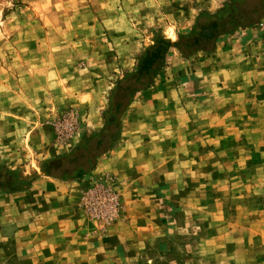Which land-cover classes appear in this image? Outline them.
<instances>
[{
  "label": "rangeland",
  "instance_id": "obj_1",
  "mask_svg": "<svg viewBox=\"0 0 264 264\" xmlns=\"http://www.w3.org/2000/svg\"><path fill=\"white\" fill-rule=\"evenodd\" d=\"M195 3L0 0V164L17 170L28 185L33 178L28 166L34 169L38 160L40 168L49 159H40L33 136L46 130L53 134L51 146L69 153L83 135L103 128L104 111L110 108L120 114L109 128L119 130L114 145L123 131L147 133L145 126L138 130L139 120L152 121L160 111L174 122L190 118V74L203 68L202 54L185 59L171 49L154 83L136 91L127 105L128 94L118 93L116 84L136 67L156 31L175 40L179 30L191 26ZM259 22L255 26L264 34ZM92 117L100 121L98 130L89 125ZM228 127L233 129L223 140H180V127L166 135L176 136L173 140L131 143L139 144L141 158L153 156L155 165L165 155L167 171L156 178L171 182L163 194L174 214L164 223L165 245L148 253L144 264H264V124L240 125L238 131ZM30 150L34 157H28ZM87 151L92 158L94 140ZM119 186L115 173L91 177L80 190L78 208L109 227L122 209ZM108 194L117 201L112 219L81 208L90 198L92 205L107 209Z\"/></svg>",
  "mask_w": 264,
  "mask_h": 264
},
{
  "label": "crops",
  "instance_id": "obj_2",
  "mask_svg": "<svg viewBox=\"0 0 264 264\" xmlns=\"http://www.w3.org/2000/svg\"><path fill=\"white\" fill-rule=\"evenodd\" d=\"M197 1L192 4V19L201 10H215L223 0ZM200 57L203 68L190 74V118L185 122H174L160 111L152 121L139 120L138 130L145 126V134L132 136L127 127L129 133L123 131L118 144L100 155L86 174L60 179L42 173L36 160L34 169L28 166L33 178L24 190L1 191L0 264H144L147 254L164 244V223L174 215L163 199L169 191L166 183L171 182L156 177L167 171L166 156L160 154L155 165L153 156L141 158L139 144L131 143L139 138L173 140L177 137L166 135L180 127V140H223L233 129L227 126L238 131L240 125L264 124V34L255 25L238 30ZM89 120L94 129L101 127L97 118ZM33 139L38 140L40 159L68 152L55 150L53 134L46 130ZM27 155L34 157L31 150ZM108 172L120 179L122 209L119 218L105 227L83 215L78 201L91 177Z\"/></svg>",
  "mask_w": 264,
  "mask_h": 264
},
{
  "label": "trees",
  "instance_id": "obj_3",
  "mask_svg": "<svg viewBox=\"0 0 264 264\" xmlns=\"http://www.w3.org/2000/svg\"><path fill=\"white\" fill-rule=\"evenodd\" d=\"M263 16L264 0H225L213 11L198 12L189 28L177 32L175 40L156 31L152 42L137 58L136 67L117 81V92L126 91V105L129 104L136 91H143L154 83L156 76L164 69L171 49H175L185 59L196 54H210L222 37L256 25ZM119 116L116 109L105 110L102 129L83 135L73 151L44 160L41 171L46 175L70 179L92 170L96 159L109 151L117 141L119 130L109 131V128L117 124ZM91 140H94L92 158L84 154ZM26 186L27 182L21 180L17 170L0 164V191L14 192Z\"/></svg>",
  "mask_w": 264,
  "mask_h": 264
},
{
  "label": "built area",
  "instance_id": "obj_4",
  "mask_svg": "<svg viewBox=\"0 0 264 264\" xmlns=\"http://www.w3.org/2000/svg\"><path fill=\"white\" fill-rule=\"evenodd\" d=\"M260 26L264 29V21H260L259 22ZM100 190V189H99ZM90 198H86V200H84L82 203V207L84 208L85 212H90V214H93L94 216H96L97 218H101V219H105V220H110L113 217H115V210L117 207V201L116 198L114 196H110V194H108V200L111 202L110 207H108L107 209H103V206L100 207H96L94 205H92L91 201H87ZM104 205V204H102Z\"/></svg>",
  "mask_w": 264,
  "mask_h": 264
},
{
  "label": "bare ground",
  "instance_id": "obj_5",
  "mask_svg": "<svg viewBox=\"0 0 264 264\" xmlns=\"http://www.w3.org/2000/svg\"><path fill=\"white\" fill-rule=\"evenodd\" d=\"M98 125V124H97Z\"/></svg>",
  "mask_w": 264,
  "mask_h": 264
}]
</instances>
